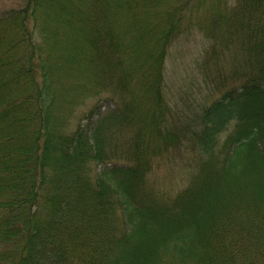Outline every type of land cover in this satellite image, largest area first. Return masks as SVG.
<instances>
[{"label": "trees", "instance_id": "1", "mask_svg": "<svg viewBox=\"0 0 264 264\" xmlns=\"http://www.w3.org/2000/svg\"><path fill=\"white\" fill-rule=\"evenodd\" d=\"M0 264H264V0L0 7Z\"/></svg>", "mask_w": 264, "mask_h": 264}, {"label": "rangeland", "instance_id": "2", "mask_svg": "<svg viewBox=\"0 0 264 264\" xmlns=\"http://www.w3.org/2000/svg\"><path fill=\"white\" fill-rule=\"evenodd\" d=\"M20 2L21 0H0V7H14L18 6ZM205 46L206 39L202 33L199 31H192L187 35L184 31L182 36H180L178 40L176 38L174 44L169 48L168 56L165 61V80L168 85L175 90V96L179 95L178 93L180 90L183 91V88L187 85L191 87L200 83V75H198L192 63L198 60ZM225 68H227L226 65ZM94 102L95 99H91L90 101L86 100L84 108L90 107ZM111 107H113L111 102H104L101 111H105ZM181 169L182 165L180 163L173 165L169 164L163 167L155 176L157 184L174 187V184L179 181L180 175L178 176V174ZM176 185L178 186V183Z\"/></svg>", "mask_w": 264, "mask_h": 264}]
</instances>
